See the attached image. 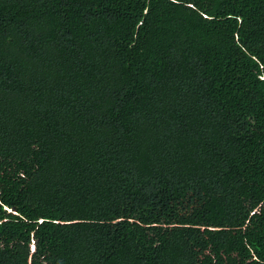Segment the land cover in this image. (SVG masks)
Masks as SVG:
<instances>
[{
    "label": "trees",
    "instance_id": "obj_1",
    "mask_svg": "<svg viewBox=\"0 0 264 264\" xmlns=\"http://www.w3.org/2000/svg\"><path fill=\"white\" fill-rule=\"evenodd\" d=\"M0 264H264V0H0Z\"/></svg>",
    "mask_w": 264,
    "mask_h": 264
},
{
    "label": "clouds",
    "instance_id": "obj_2",
    "mask_svg": "<svg viewBox=\"0 0 264 264\" xmlns=\"http://www.w3.org/2000/svg\"><path fill=\"white\" fill-rule=\"evenodd\" d=\"M33 250V246H31V251Z\"/></svg>",
    "mask_w": 264,
    "mask_h": 264
}]
</instances>
